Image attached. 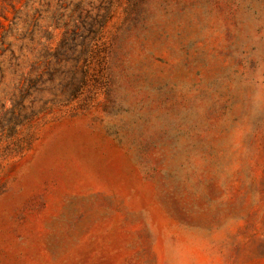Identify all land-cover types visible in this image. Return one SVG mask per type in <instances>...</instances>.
<instances>
[{"label": "rangeland", "instance_id": "obj_1", "mask_svg": "<svg viewBox=\"0 0 264 264\" xmlns=\"http://www.w3.org/2000/svg\"><path fill=\"white\" fill-rule=\"evenodd\" d=\"M0 264H264V0H0Z\"/></svg>", "mask_w": 264, "mask_h": 264}]
</instances>
